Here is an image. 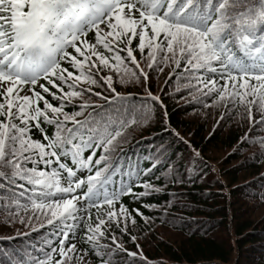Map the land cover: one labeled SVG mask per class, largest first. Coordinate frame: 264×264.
I'll return each mask as SVG.
<instances>
[{"label": "snow or ice", "instance_id": "obj_1", "mask_svg": "<svg viewBox=\"0 0 264 264\" xmlns=\"http://www.w3.org/2000/svg\"><path fill=\"white\" fill-rule=\"evenodd\" d=\"M164 66L183 67L186 87L212 105L242 109L250 128L264 127V0H0V222L20 225L16 236L50 229L38 254L35 245L24 255L0 253L6 264H114L120 253L133 258L127 264H147L118 239L136 217L148 221L121 197L161 186L144 178L151 168L125 171L117 153L127 129L155 112L170 128L165 101L149 84ZM114 76L146 99L124 119H95L88 109L131 95L113 87ZM241 139L259 143L264 157V137Z\"/></svg>", "mask_w": 264, "mask_h": 264}, {"label": "trees", "instance_id": "obj_2", "mask_svg": "<svg viewBox=\"0 0 264 264\" xmlns=\"http://www.w3.org/2000/svg\"><path fill=\"white\" fill-rule=\"evenodd\" d=\"M88 37L92 38L93 33L89 32ZM62 65L72 70L65 62ZM186 80L183 67L173 71L164 66L163 71L151 74V91L165 101L170 128L155 112L149 123L127 129V141L117 153L119 162L125 171L130 165L151 168L144 178L161 186V191L135 200L129 195L121 197L130 211L140 209L148 221L136 217V225L130 223V232L118 233V239L129 250L142 251L147 264H264V157L259 155V143L246 144L241 139L247 134L258 141L264 137V127L250 128L242 109L238 114L235 109L208 103L209 98L185 86ZM91 87L109 94L98 85ZM113 87L131 95L123 104L100 102V108L88 109L95 119H124L132 106L146 99L138 85H122L115 76ZM48 99L54 105L58 103ZM65 110L72 111L73 105L67 104ZM46 130L51 132V126ZM32 131L34 138H40L35 129ZM142 190L134 187V191ZM149 204L153 207L145 206ZM92 212L97 214L96 209ZM20 229V225L13 229L0 222V253L15 251L24 255L35 245L38 254L41 246L46 247L44 242L50 235L47 226L36 231L23 228L28 235L16 236L15 231ZM132 259L120 253L114 264H127ZM0 264H6L2 255Z\"/></svg>", "mask_w": 264, "mask_h": 264}]
</instances>
